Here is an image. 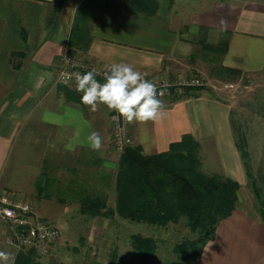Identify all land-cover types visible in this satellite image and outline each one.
<instances>
[{
    "label": "crops",
    "instance_id": "1",
    "mask_svg": "<svg viewBox=\"0 0 264 264\" xmlns=\"http://www.w3.org/2000/svg\"><path fill=\"white\" fill-rule=\"evenodd\" d=\"M146 1L0 0V194L15 193L2 179L9 163L15 171L27 169L30 190L20 192L18 198L39 215L58 211L62 216H83L79 201L84 193L100 194L107 198L109 209H116L122 153L112 145L104 106L93 112L81 103L82 93L75 87L57 83L59 61L65 54L103 71L126 63L158 82L198 74L200 55L207 49L221 55L219 66L226 73L249 78L264 74V0H157L154 14L145 11ZM78 22L79 32L74 29ZM162 102L160 118L130 125L134 146L145 156H154L171 152L189 137L200 145L207 166L237 183L241 193L250 178L236 141L235 103L211 89L186 91L178 101ZM92 132L103 139L100 151L88 146ZM86 172L93 179L83 181ZM40 184L46 188L41 195ZM48 185L56 186L55 195L47 192ZM100 220L132 223L117 215ZM106 225L96 222L86 236L61 237L47 261L38 260L42 264H264V219L240 205L219 224L198 262L159 253L138 260L117 247L119 255L114 257ZM6 236L7 231L0 232V251L11 255L8 264H15L19 252L6 244ZM129 242L128 250L135 253Z\"/></svg>",
    "mask_w": 264,
    "mask_h": 264
},
{
    "label": "trees",
    "instance_id": "2",
    "mask_svg": "<svg viewBox=\"0 0 264 264\" xmlns=\"http://www.w3.org/2000/svg\"><path fill=\"white\" fill-rule=\"evenodd\" d=\"M157 0L145 2L154 14ZM130 6L127 4L125 7ZM79 22L75 31L79 32ZM81 26V25H80ZM200 145L187 137L169 153L145 156L139 147L122 153L116 178V209L100 194H82L80 210L89 218H120L137 224L168 228L187 221L194 241L179 244L174 254L182 261L198 262L204 247L215 238L219 224L236 208L240 186L220 175H207L198 158ZM238 148L243 157L247 152ZM141 260L158 252L155 239L140 234L131 237ZM15 264H42L34 251H21ZM58 264V263H53Z\"/></svg>",
    "mask_w": 264,
    "mask_h": 264
},
{
    "label": "rangeland",
    "instance_id": "3",
    "mask_svg": "<svg viewBox=\"0 0 264 264\" xmlns=\"http://www.w3.org/2000/svg\"><path fill=\"white\" fill-rule=\"evenodd\" d=\"M211 51L206 49L200 55L202 63L199 62L198 65L200 69V72H198L199 75L193 74L188 78L203 79L205 85L200 90L211 89L213 91H219L223 96L235 103L236 109L234 111L235 115H237L234 124L236 141L237 144L239 142V145L241 143L244 151L247 152L246 157H243V159L246 171L250 178L248 186L244 187L241 193H238L237 195L238 200L236 202V207L240 205V207L249 212H257L260 214L261 218L264 219V74L259 75L258 77L249 78L228 72L226 73L222 71L219 66V58H221V55H215V53ZM228 85H232L233 87L227 88ZM200 90H194L192 92L198 93ZM251 147L252 150L250 152ZM198 158L202 171L205 174L212 176L217 173L216 175H218L220 171L215 168H209L206 160L204 161V158H201L200 149L198 152ZM210 163L211 161L209 164ZM89 174V172H86V175L82 178L83 181H86L87 178L93 179L92 175L88 176ZM28 177L30 176L27 174V169L20 167L15 171L13 170L12 165L8 163L2 179L6 183V186L15 193L8 191L7 193L0 194V196H5L14 201H22L18 198V194L20 192H29L30 185L27 181L30 178ZM55 188V185H48L47 192L51 195H55ZM82 188L83 187H81V192L84 190ZM43 190L46 191L44 185H38V192L40 195L44 192ZM55 200L56 199L54 198L52 201L55 203ZM57 212L58 211H49L46 213V216H42L38 214L37 210H35V214L38 218L50 221L59 227L61 230V237H65L66 239L86 236L90 232V227L93 223H106L109 231L105 233L109 240L113 241L114 257H118L119 251H129L130 254L127 253L129 258L133 257L138 260L140 259L136 253L128 250L130 249L129 240L133 236L132 234H140L144 237L155 239L158 243L157 253L166 256H176L174 254V249L179 244H185L187 241H194L198 237L191 233L187 226V221L185 220L178 225L170 226L168 228H159L146 224H126L120 220V222L118 220L108 222V220H100L101 218L95 220L94 218L85 216H62ZM5 230V228L0 227V232L2 234H5L7 231ZM115 247H117L119 251L115 249ZM117 263H119L118 260Z\"/></svg>",
    "mask_w": 264,
    "mask_h": 264
},
{
    "label": "built area",
    "instance_id": "4",
    "mask_svg": "<svg viewBox=\"0 0 264 264\" xmlns=\"http://www.w3.org/2000/svg\"><path fill=\"white\" fill-rule=\"evenodd\" d=\"M57 83L75 87L74 78L67 84L63 82L62 74L78 72L81 74L90 70L97 73L96 79L104 83V73L96 64H89L80 59L65 54L59 61ZM161 101L175 102L180 100L186 91H196L204 87L205 81L199 78H186L171 81L162 78L154 82ZM232 88L228 85L227 88ZM104 106V105H103ZM108 117L112 143L115 151L123 153L126 148L134 146V138L130 131V125L123 118L113 119L117 114L109 111L104 106ZM0 227L7 230L6 244L21 251H34L39 259H46L50 256L52 247L60 240L61 230L50 221L40 219L36 216L34 208L23 201H14L5 196H0Z\"/></svg>",
    "mask_w": 264,
    "mask_h": 264
},
{
    "label": "clouds",
    "instance_id": "5",
    "mask_svg": "<svg viewBox=\"0 0 264 264\" xmlns=\"http://www.w3.org/2000/svg\"><path fill=\"white\" fill-rule=\"evenodd\" d=\"M95 70L84 74L73 72L63 73V82L67 84L73 78L75 90L81 95V103L95 112L98 105H104L117 115L113 119L123 118L128 124L147 123L155 121L163 114L164 105L158 98L154 82L145 78L140 72L126 63H115L104 73V83L96 79ZM88 146L94 151H100L103 139L97 132L88 137ZM9 253L0 251V262L8 264Z\"/></svg>",
    "mask_w": 264,
    "mask_h": 264
}]
</instances>
